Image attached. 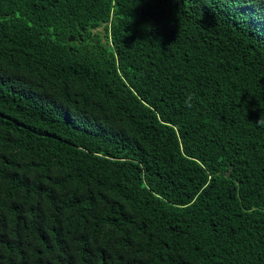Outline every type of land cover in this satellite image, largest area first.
<instances>
[{
  "label": "trees",
  "instance_id": "16d2710c",
  "mask_svg": "<svg viewBox=\"0 0 264 264\" xmlns=\"http://www.w3.org/2000/svg\"><path fill=\"white\" fill-rule=\"evenodd\" d=\"M260 117L264 0H0V264H264Z\"/></svg>",
  "mask_w": 264,
  "mask_h": 264
},
{
  "label": "clouds",
  "instance_id": "9594fccd",
  "mask_svg": "<svg viewBox=\"0 0 264 264\" xmlns=\"http://www.w3.org/2000/svg\"><path fill=\"white\" fill-rule=\"evenodd\" d=\"M191 101H192V97H191V95L187 96V97L185 98V106L190 108V107L192 106ZM256 125H257V126L264 127V118H261V117H260V118L256 121Z\"/></svg>",
  "mask_w": 264,
  "mask_h": 264
},
{
  "label": "water",
  "instance_id": "95a60500",
  "mask_svg": "<svg viewBox=\"0 0 264 264\" xmlns=\"http://www.w3.org/2000/svg\"><path fill=\"white\" fill-rule=\"evenodd\" d=\"M72 40H73V37H69V38H68V41H72Z\"/></svg>",
  "mask_w": 264,
  "mask_h": 264
},
{
  "label": "rangeland",
  "instance_id": "374dc122",
  "mask_svg": "<svg viewBox=\"0 0 264 264\" xmlns=\"http://www.w3.org/2000/svg\"><path fill=\"white\" fill-rule=\"evenodd\" d=\"M98 32H102L101 28L97 30Z\"/></svg>",
  "mask_w": 264,
  "mask_h": 264
}]
</instances>
